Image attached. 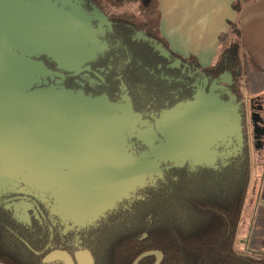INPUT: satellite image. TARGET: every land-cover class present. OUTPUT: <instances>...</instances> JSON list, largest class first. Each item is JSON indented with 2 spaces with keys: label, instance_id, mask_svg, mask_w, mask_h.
<instances>
[{
  "label": "trees",
  "instance_id": "obj_1",
  "mask_svg": "<svg viewBox=\"0 0 264 264\" xmlns=\"http://www.w3.org/2000/svg\"><path fill=\"white\" fill-rule=\"evenodd\" d=\"M90 1L102 15L109 14L110 19L143 34V42H129L135 55L117 73L130 108L139 117L143 118L139 111L143 107L156 115V121L163 110L194 104L201 93L220 99L223 93L218 86L223 80L230 81L225 88L235 100L243 98L242 48L236 24L229 23L227 32L219 35L215 62L201 68L193 56L185 58L168 48L159 32V0H139L137 12L131 11L137 0ZM77 93L116 104L105 94ZM218 149L209 162L165 165L82 227L80 245L90 251L94 264H131L151 250L162 253L160 264H264V251L235 248L252 169L250 153L234 147L230 137ZM58 216L52 210L46 221L30 214L24 222L0 208V263L54 264L38 261L32 250L42 240L56 239V228L50 223ZM15 230L24 235L17 237ZM153 263L154 257H148L139 264Z\"/></svg>",
  "mask_w": 264,
  "mask_h": 264
},
{
  "label": "rangeland",
  "instance_id": "obj_2",
  "mask_svg": "<svg viewBox=\"0 0 264 264\" xmlns=\"http://www.w3.org/2000/svg\"><path fill=\"white\" fill-rule=\"evenodd\" d=\"M138 1L132 3V12L138 11V6L142 3V1ZM7 15L9 17L6 26L12 22L14 24L22 22L21 19L17 18L13 20V16L9 13H4L1 17ZM31 16L32 14H30L29 20H33L32 22L38 29L29 31L30 43L27 46L31 47L30 49L33 47L46 48V51L59 57L60 63L64 66L76 62L79 64L86 58L82 36L84 34L87 36L89 31L85 32L84 29L81 31L79 27L73 26V22H67L58 16L55 17L56 15L48 11H45L37 20L30 19ZM2 20L0 19V24L6 23V20L3 22ZM43 23H45V28L41 27ZM0 79H7L2 81L0 87V155L2 157L13 158L20 154V150L22 154L36 155L43 148V145H46L44 150L49 149L48 152L52 154L56 165L57 163L58 165L61 164V161L68 156L72 157L71 161L81 160L84 162L86 159H90V161L100 165L105 163L103 161L104 156L109 153L103 149V145L93 148V144L86 141L90 127L81 126L73 118H71L74 120L73 122L65 123L66 121L63 119L65 116L75 115L73 106L63 104V114L60 118L55 113L58 111V107H54L50 118L47 120L43 116L44 122L40 121L49 130L42 125L41 131L37 132L34 124H38V122L31 121V117L34 115L37 120L42 116V111L39 110L36 105L37 102H35L38 100L35 98L36 95L23 93L22 89L15 87L11 76L8 74H1ZM232 101L228 103L206 102L197 106L167 111L161 115L162 124L152 129L151 126L147 127L138 122H123L119 130L118 128L115 129L118 130V133L113 137L115 146L112 151L109 150L110 153L114 152L112 154L114 159L111 162L108 161L110 164L106 163L109 167L111 165L116 166L115 168L106 170L97 166L88 168L87 166L77 167L75 165L68 168H57L52 174L42 173L33 179L26 176L23 180L22 176H17L8 184L3 183L7 182L6 180H0V191L7 186L20 184L21 187L24 186L32 193L46 196L48 201L51 199L58 212L68 218L70 222L85 224L98 217L137 187L143 185L149 177L158 172L164 163H179L187 158H193L196 161L212 160L214 154L211 152L212 146L210 147V144L215 139H219L218 142H223L234 132L232 129L234 127L233 116L237 110V102ZM23 102L25 103L24 112L21 113V110L14 112L13 106L15 109L17 106L21 107ZM49 107L44 106L46 114H50L47 112ZM124 107L125 105H119L113 114L119 118L123 117L124 114L121 110ZM198 117L205 119L209 129L204 126L199 129L197 126L194 127L195 122L199 120H197ZM21 119L24 126L20 128ZM62 119L63 123L60 122ZM209 119H212V124L208 123ZM52 120H54L53 123ZM58 123L62 125L57 127ZM118 123H121V119L118 120ZM190 124L191 133L189 128L185 126ZM105 127L108 128V126ZM77 130L83 133L82 141L85 143L80 141L81 135H77ZM50 133L52 136L49 135ZM48 136L52 138L48 139ZM132 139H137L144 144V152L135 155L129 143ZM108 148H111V143L108 144ZM127 164L129 166H126ZM12 178L10 176V179ZM246 212L248 218L246 220V213H244L242 222L246 227L243 230L238 226L237 238L243 235L241 239L244 241L250 235L252 242L248 244L247 249L264 251V243L253 231L256 217L255 208L246 209ZM257 228H264L262 215L259 218ZM243 241L236 242V250H242L240 245H243Z\"/></svg>",
  "mask_w": 264,
  "mask_h": 264
},
{
  "label": "flooded vegetation",
  "instance_id": "obj_3",
  "mask_svg": "<svg viewBox=\"0 0 264 264\" xmlns=\"http://www.w3.org/2000/svg\"><path fill=\"white\" fill-rule=\"evenodd\" d=\"M45 11L56 15L55 17H61L67 22H73V26L79 27L81 31L83 29L85 32L89 31L87 36L84 33L82 36L86 49V58L82 62L64 66L60 63V58L54 57L53 53L45 50L46 48L33 47L30 49L31 47L27 46L30 43L29 31L38 29L32 22L33 20H29L30 14H32L30 19L37 20ZM4 13H9L13 16V20L17 18L22 22H17L18 24L12 22L6 26L9 15L1 17ZM0 19H3L2 22L6 20V23L0 24V55L10 54L22 57L21 62L14 64V75L20 73L23 77L22 80L32 83L26 92L54 90L77 94V91H82L91 97L105 94L112 103H116L115 105L130 107L122 85L123 82L118 81L117 73L119 70L122 71L123 66L127 65L130 58L135 55L128 47L129 42H143L142 33L126 28L120 22L110 19L109 14L102 15L90 0H0ZM44 25L45 23L41 27L45 28ZM229 82V80H223L218 86V89L223 93L220 99L214 95L208 96L201 93L196 96L194 104L182 108L206 102L228 103L229 99V102L232 100V102H237V110L233 116L234 127L232 129L234 132L229 137L233 140L234 147L239 145L250 153L252 165L255 170H259L257 196L259 200H264V98L248 101L243 98L235 100V95L227 87L225 88ZM134 83L136 86V81ZM139 111L143 114V118H138L139 124L151 126L152 129L156 115L143 107ZM163 111L159 118L164 113ZM197 120L194 127L197 126L199 129L204 126L209 129L205 119L198 117ZM208 123L212 124V119H209ZM185 126L190 130L191 124ZM218 140L215 139L210 144L211 152L214 154L212 160L216 155L215 149L218 146V150L222 149V142H218ZM136 142L139 141L132 139L129 143L132 146V151L138 155L144 152V144ZM227 144L225 143V146H229ZM184 161L202 162L193 158L183 159L182 162ZM169 164L174 163H164L160 168ZM50 200L48 201L46 196L32 193L24 186L21 187L20 184L7 186L0 191V208L11 212L24 222L29 221L30 214L37 218L40 216L41 220L45 221L47 214L50 215L52 210L59 214V218H52L50 223L51 227L55 226L54 228H56V239L42 240L39 243L40 246L32 250L38 261L53 262L54 264H78L77 254L79 252L87 251L91 256L90 251L83 249L80 245V230L91 221L85 224L70 222L68 218L58 212L54 202ZM9 230L14 232V230ZM15 235L22 237L24 234L15 230ZM91 258L93 260L92 256Z\"/></svg>",
  "mask_w": 264,
  "mask_h": 264
},
{
  "label": "crops",
  "instance_id": "obj_4",
  "mask_svg": "<svg viewBox=\"0 0 264 264\" xmlns=\"http://www.w3.org/2000/svg\"><path fill=\"white\" fill-rule=\"evenodd\" d=\"M159 10V32L168 48L185 58L193 56L201 68L215 62L219 35L227 32L229 23L236 24L242 48L243 99L264 98V0H159ZM258 172L252 165L239 227H246L242 224L244 213L248 218L246 209L255 208L253 231L264 243V228H257L260 216L264 218V200L257 196ZM241 238L236 242H242ZM250 242L248 235L239 251Z\"/></svg>",
  "mask_w": 264,
  "mask_h": 264
},
{
  "label": "water",
  "instance_id": "obj_5",
  "mask_svg": "<svg viewBox=\"0 0 264 264\" xmlns=\"http://www.w3.org/2000/svg\"><path fill=\"white\" fill-rule=\"evenodd\" d=\"M55 56L56 55H54V57ZM21 61H22V57L19 56L10 55V54H7L6 56L0 55V75L1 74L10 75L11 80H13L15 87L22 89L23 93H31L36 95L35 98H37L38 100L35 102H37L36 105L39 108V110L42 111L41 112L42 116L39 117V120L36 119L35 115L31 117V121L34 120V122L36 121L38 122V124H34L35 130L37 132L41 131L42 125L44 128L48 129V127L40 123V121L44 122V117L48 120V118H50L49 116L51 115L52 110L54 109V107L56 108V106L58 107V111H55V113L58 114L59 118L62 117L63 104L66 105L69 104V106H73L75 115L65 116L63 118L64 121H66L65 123L69 124L74 120H76L81 124V126H89L90 128L87 133L88 138L86 140L87 143L89 144L92 143L93 148H96L97 146L102 147L103 145V149L107 151L109 154H105L103 159L105 163H101V165L97 164L96 162L90 161V159H86L84 162H82L81 160L71 161L72 157L70 156L68 157L63 156L65 157V159L61 161V164L58 165L57 163L56 165V162L53 160L51 156L52 154L48 152L49 149L44 150L46 145H43V148L40 149L39 152L36 153V155L22 154V151L20 150V154L13 158L2 157L0 155V177H1L0 180L1 181L6 180L7 182H3V183L8 184L10 183L9 181L13 180L17 176H22L23 180L26 178V176H30L33 179L35 176H38L42 173L52 174L57 168H68L73 165L77 167L87 166L88 168L97 166V167H102L103 169L106 170L115 168L116 166L111 165V167H109V165L106 164L108 161L111 162L114 159L112 158L113 156L112 154L114 152L112 153L109 152V150L112 151L113 147L115 146L113 144L114 142L113 137L116 133H118V130L120 129L123 122H134V119L135 122H138L139 115L134 113L130 107L125 106L123 109L124 112L123 110H121L124 116L119 118L117 115L113 114L115 108L116 109L118 108L117 106L115 105L113 106L107 103L105 100L89 99L79 93L73 94L68 91H54V90L26 92V90L32 85V83L30 81L22 80L21 78L23 77L20 73L14 75V64ZM225 76L226 75H224L223 78H225ZM6 80L7 79H0V87L2 86L1 85L3 83L2 81H6ZM24 105L25 103L23 102L22 106L21 107L17 106L16 109L13 106V111L15 112L16 110L19 112L21 110V113H23ZM45 105L46 108L49 106H53V107H49L50 108L49 111L46 110L47 112H50V114H46L44 112ZM177 109L179 108H173L168 111H175ZM71 118H73L74 120H72ZM63 119L60 121L61 123H63ZM119 119H121V123H118ZM84 120H86V123H84ZM53 122L54 120H52V123ZM161 124H162V119L160 116V118L154 122V127L158 125L160 126ZM61 125L62 124L58 123L57 127H60ZM22 126H24V124H23V120L21 119V121L19 122V127L21 128ZM105 126H108V128H106ZM116 128H118V130H115ZM106 129H108V131H106ZM76 132L77 135H81L80 141H82L83 133L78 130ZM49 135H51V133ZM51 136H48V139H51L52 138ZM111 140L112 142H110ZM63 142H69V141H63ZM110 143H111V148H108V144ZM126 166L129 165L127 164ZM10 176H12L13 178L10 179ZM148 257H154L153 264H160L163 255L160 251L157 250L146 251L138 255L131 264H139L142 260ZM77 262L78 264H93V260L87 251H81L77 254Z\"/></svg>",
  "mask_w": 264,
  "mask_h": 264
}]
</instances>
